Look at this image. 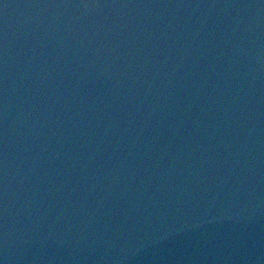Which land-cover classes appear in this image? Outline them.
<instances>
[{"label": "water", "instance_id": "obj_1", "mask_svg": "<svg viewBox=\"0 0 264 264\" xmlns=\"http://www.w3.org/2000/svg\"><path fill=\"white\" fill-rule=\"evenodd\" d=\"M0 264H264V0H0Z\"/></svg>", "mask_w": 264, "mask_h": 264}]
</instances>
